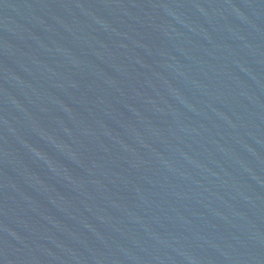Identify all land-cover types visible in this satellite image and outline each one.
<instances>
[{"label":"water","instance_id":"95a60500","mask_svg":"<svg viewBox=\"0 0 264 264\" xmlns=\"http://www.w3.org/2000/svg\"><path fill=\"white\" fill-rule=\"evenodd\" d=\"M0 264H264V0H0Z\"/></svg>","mask_w":264,"mask_h":264}]
</instances>
